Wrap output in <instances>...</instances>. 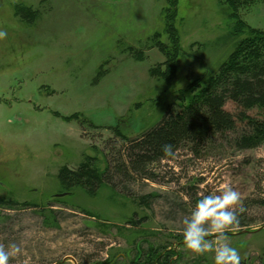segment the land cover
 Returning <instances> with one entry per match:
<instances>
[{
  "label": "rangeland",
  "instance_id": "1",
  "mask_svg": "<svg viewBox=\"0 0 264 264\" xmlns=\"http://www.w3.org/2000/svg\"><path fill=\"white\" fill-rule=\"evenodd\" d=\"M254 1L237 9L245 31L234 35L225 0H177L173 20L166 0H0V244L23 249L9 264H213L214 252L184 249L180 230L225 185L246 210L224 239L241 264H264V144L234 148L241 122L196 153L177 150L151 179L95 192L59 179L86 163L104 170L208 87L240 40L264 33Z\"/></svg>",
  "mask_w": 264,
  "mask_h": 264
},
{
  "label": "trees",
  "instance_id": "2",
  "mask_svg": "<svg viewBox=\"0 0 264 264\" xmlns=\"http://www.w3.org/2000/svg\"><path fill=\"white\" fill-rule=\"evenodd\" d=\"M166 1V19L173 20L177 0ZM225 1L232 34L244 33L237 9L255 1ZM208 82L209 86L194 92L179 111L169 108L158 123L113 150L104 170L86 163L76 171H61L60 181L69 187H87L95 192L103 184L113 187L124 179H151L154 178L152 168L162 160L171 159L177 150L188 147L196 153L207 143L212 144L215 136L233 130L238 122L244 124V129L231 141L234 148L252 149L264 144V33L250 31ZM227 102L234 105L235 113L225 108ZM253 109L260 112V117L247 113ZM165 144L173 146L172 155L163 153Z\"/></svg>",
  "mask_w": 264,
  "mask_h": 264
},
{
  "label": "clouds",
  "instance_id": "3",
  "mask_svg": "<svg viewBox=\"0 0 264 264\" xmlns=\"http://www.w3.org/2000/svg\"><path fill=\"white\" fill-rule=\"evenodd\" d=\"M6 36L7 32L0 30V39ZM162 151L165 156H170L173 146L165 144ZM245 210L241 193L230 185H225L216 193L202 195L183 219L180 234L184 249L197 255L214 252L213 264H241L239 250L224 238L227 233L239 230V217ZM213 234L223 242L218 241L214 245L208 240ZM22 253V247L15 242L7 248L0 244V264H9L10 258Z\"/></svg>",
  "mask_w": 264,
  "mask_h": 264
},
{
  "label": "water",
  "instance_id": "4",
  "mask_svg": "<svg viewBox=\"0 0 264 264\" xmlns=\"http://www.w3.org/2000/svg\"><path fill=\"white\" fill-rule=\"evenodd\" d=\"M65 195H67V193H57V194H55V196H57V197H62V196H65Z\"/></svg>",
  "mask_w": 264,
  "mask_h": 264
}]
</instances>
